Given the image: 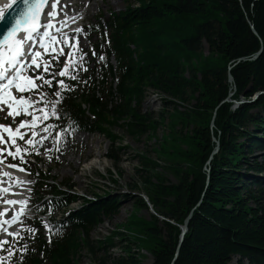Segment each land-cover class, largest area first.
I'll return each mask as SVG.
<instances>
[{
  "label": "trees",
  "instance_id": "1",
  "mask_svg": "<svg viewBox=\"0 0 264 264\" xmlns=\"http://www.w3.org/2000/svg\"><path fill=\"white\" fill-rule=\"evenodd\" d=\"M134 1L137 8L129 6L120 15H111L120 102L104 101L91 84L82 101L71 91L64 93L61 110L90 120L85 105L96 118L95 128L114 145L118 141L112 130L120 122L130 137L139 140L150 131L155 136L169 118L168 133L158 139L159 161L141 156L140 181L132 190L142 189L155 212L170 222L133 214L124 231L92 241L94 228L117 216L121 208L119 196L95 195L63 223L55 222L53 243L38 240L42 257L27 250L23 264H77L83 248L94 255L109 254L116 238L126 243L121 247L125 256L114 258L112 264H143L132 254V245L149 252L152 264H233L235 258L237 264H264V0ZM204 44L208 55L203 53ZM261 49V56L252 60ZM107 78L102 91L108 90ZM149 88L194 103L193 109L167 111L155 119L142 112ZM242 100L249 103L235 107L231 102ZM173 104L165 101L166 106ZM214 139L220 144L217 154ZM121 151L118 147L110 153L115 164ZM167 174L177 183L169 182ZM41 189L61 194L48 180L42 181ZM67 198V205L76 200ZM134 205L136 213L148 209L142 197ZM190 215L181 243V226ZM110 259L106 256L101 264Z\"/></svg>",
  "mask_w": 264,
  "mask_h": 264
},
{
  "label": "snow or ice",
  "instance_id": "2",
  "mask_svg": "<svg viewBox=\"0 0 264 264\" xmlns=\"http://www.w3.org/2000/svg\"><path fill=\"white\" fill-rule=\"evenodd\" d=\"M58 2L59 0H16L14 4L10 3L0 7V22H2V27H0V111H5L6 108V116H11L13 122H15L16 116L32 117V120L22 119L15 129L11 125L0 124V145H5V147H0V163L7 159L3 155L5 152L13 159L19 158L21 163H26L24 159L26 154L32 152L39 154L34 140L37 136V123L50 117L60 119L57 105L63 100L62 93L74 90L75 85L69 86L65 79L57 80L58 90L53 93L56 97L55 100L48 99L47 94L39 90L44 86L51 88L57 75L65 77L67 80H75L78 71H87L82 63L87 53L78 46L79 34L83 32V29H75L76 35L71 37L74 42H69V37L67 33L62 32V28L67 27L68 19L75 18H69L65 12L64 19L57 21L55 18L58 15L56 11ZM45 7H50L47 13L43 12ZM41 16H44L43 22ZM57 24L60 26L57 27ZM53 30L60 33L63 40L54 35ZM84 35L87 36V33ZM58 45L60 46L58 47ZM64 47L71 50L65 54ZM38 49H43L44 53L49 54V59L44 60L41 51ZM95 54L93 51V55ZM61 56L65 58L63 65L59 73H55V65L52 62L59 63ZM100 59L103 60L104 57L100 56ZM41 68L42 72L37 75L36 73ZM29 72H32L33 75H28ZM37 80L40 81L39 84L36 83ZM13 89L19 95L14 94ZM34 90H37L35 92L38 97L37 100L31 98ZM25 92L28 93V96L23 95ZM49 127L54 126L47 125L44 131H47ZM21 129L24 131L21 132ZM29 132H31V137L25 140V136ZM5 133L8 137L7 140L4 138ZM61 135L62 132L57 133L56 138L58 139ZM44 139L47 137H40L41 141ZM17 140L24 141V144L30 147H22L17 143ZM7 166L19 171H26L20 165L8 164ZM0 175L8 176L11 180L9 173L0 170ZM16 182L21 183L18 180ZM27 183H32V181ZM8 191L9 189L0 188V194ZM3 203L22 206L18 212L14 211L8 219H0V232L6 233L13 240L18 241L23 238L21 232H10L8 228L15 223L22 224L19 216L26 211L24 206H26L27 201L4 199ZM5 212H0V217L4 216ZM46 227L50 232L52 231L51 226L46 225ZM27 231L34 234L36 229L27 228ZM4 245H8V247L5 248ZM0 251H6L9 256H12L15 255L16 249L12 242L7 239H0ZM20 251L26 252L27 245H24ZM20 259L23 260V255L20 256ZM0 264H3L2 258H0Z\"/></svg>",
  "mask_w": 264,
  "mask_h": 264
},
{
  "label": "rangeland",
  "instance_id": "3",
  "mask_svg": "<svg viewBox=\"0 0 264 264\" xmlns=\"http://www.w3.org/2000/svg\"><path fill=\"white\" fill-rule=\"evenodd\" d=\"M130 3L132 5H136L133 0H82V9L76 13L80 16L86 15V21L89 22L90 25H93L97 21L96 17L99 14V11H103L105 20L108 21L110 16L109 13L111 11L116 13L124 12ZM77 8L80 9V6L78 5ZM101 33L103 34L105 40L110 38V31L105 23L101 27ZM99 41V37L93 35L91 36V40H88V42L85 43V49L89 52L88 69L94 68L93 65L95 57L93 55V51H95V47L99 45ZM102 48L103 50L106 49L104 45ZM203 53L204 55H208V46L206 44L203 45ZM103 62V60H98L96 63L101 66ZM111 63L113 66H116L114 59H111ZM185 77L189 78L188 75H185ZM82 79H84V77L81 76L77 80L75 79V81H80ZM50 89V87H46L47 91H51ZM47 97L50 100L54 99L53 94H47ZM167 100L170 101V99H167L166 96L160 93L156 95L155 90L153 88H149L146 93V99L142 105V112L150 113L155 119H158L162 113H167V111H169L168 114L172 113L176 108H178L179 112H186L182 110L187 106L186 104H184V107L183 105H180V108H175L174 106H166L165 101ZM50 118L58 126L63 125L62 120L56 119L55 117ZM168 125L169 118L167 117L165 124L159 126L155 136H152L151 134L153 131H150L149 135L140 138L139 140L130 137L122 128L115 127L114 131L121 138V141L118 142V147L122 149L119 155L120 161L115 164V162L111 159H106V156L112 147V144L106 137L97 132H82V123H70L66 125L67 130L64 131V137L61 139L63 142V148L66 149V155H64L63 152L65 150L63 149L62 151V148L60 147H56L57 154L54 151V154L58 157V159L57 157L56 159L59 163L54 165V163L47 158V148H45L44 155L41 156L43 157L42 161H37L36 164L29 163L28 166L35 173H40L41 171L47 173L51 170L50 176L56 178L58 184H61L66 180H70L75 185L73 194H76L79 199H81L83 195L88 198H92V196L95 195L102 196L104 194L119 196L121 198V208L119 214L106 221L103 225L97 227L91 234L92 241H105L107 237H112L114 233L124 231L123 225L128 222L131 215L138 214V216L147 220H149L153 215L148 209H142L136 213L134 204L137 201V198L142 197L145 199L148 197L142 189L135 191V189L132 190V188L135 183L140 181L137 171L141 169V156L147 155L149 158L159 161L156 150L160 148L159 140H161L169 131L167 128ZM180 128L181 126L179 125L176 131H180ZM52 129V127L48 128V130ZM68 138L73 139L68 141ZM76 138H80V140H85V138L88 139L87 144L93 149L90 155H87L88 150L85 147L82 148V144L75 145L77 140ZM261 157V155H257L255 158L261 159ZM86 159L89 160L86 162ZM65 161H71L70 166H64ZM78 161L79 165L76 167ZM161 165L164 166L162 163ZM111 173H114V177L111 176ZM166 176L169 182L173 184L177 183V180L173 175L167 174ZM28 186H33V183H29ZM34 193L35 196L32 195V200H35L33 210H37L39 213L50 211L49 201L46 200V204L43 202L38 203L36 190H34ZM81 204L82 201H78L76 204L71 205L70 209L76 210ZM61 213H63V211H58V214ZM33 217V214L30 213V221L28 225L30 228H35L37 231L36 225L38 220L34 222ZM47 221L48 218H44L42 220L44 225H46ZM44 232L47 234L46 229ZM27 233L29 234V232ZM38 233L40 234V231H38ZM114 243L116 248L110 250L109 254L103 251H97L94 255L83 248L76 257L78 262L77 264H101L102 259L106 256L111 257L110 261H107L106 264H112L114 258L123 256L121 247L126 246V243H120V238H116ZM15 244L16 243L14 242L13 245ZM134 247L137 246L132 245L131 249ZM133 251L137 250L133 249ZM139 257L142 259L143 264L153 263L152 256L147 252H139ZM1 258L3 260V264H11V256L6 255ZM237 262L238 258H235L232 263L237 264Z\"/></svg>",
  "mask_w": 264,
  "mask_h": 264
},
{
  "label": "water",
  "instance_id": "4",
  "mask_svg": "<svg viewBox=\"0 0 264 264\" xmlns=\"http://www.w3.org/2000/svg\"><path fill=\"white\" fill-rule=\"evenodd\" d=\"M0 27H2V22L0 23ZM252 29H253L254 33L257 35V32L254 30L253 26H252ZM262 53H263V49H261V50H260V51H259L254 57H253L252 60H257V59L261 56ZM246 60H247V59L244 58V59H241L240 61H246ZM229 82H230V83H233V82H234L232 75H229ZM261 94H262V93L256 95V96L254 97V100H253V101H255L256 99H258V97H259ZM214 141H216V140L214 139ZM217 144H218V146H217V149H216V151H215V154L218 153V151L220 150L219 142H217ZM153 214L156 215L155 212H153ZM156 216H157V215H156ZM191 218H192V215H190V217L185 221V224H184V226L182 227L181 243L184 241L185 235L187 234V232H188V230H189V223H190ZM160 219H162V218H160Z\"/></svg>",
  "mask_w": 264,
  "mask_h": 264
},
{
  "label": "bare ground",
  "instance_id": "5",
  "mask_svg": "<svg viewBox=\"0 0 264 264\" xmlns=\"http://www.w3.org/2000/svg\"><path fill=\"white\" fill-rule=\"evenodd\" d=\"M10 1H11V0H0V7H3V6H5V5H8ZM47 12H48V11H47ZM47 12H46V13H47ZM42 137H43V136H42ZM38 138H39V137H38ZM76 139H77V138H76ZM81 139H82V138H81ZM74 140H75V139H74ZM87 141H88L87 138H85V140H80V138H78V139L76 140L75 145L82 144V148L85 147V148L88 150V151H87V155H90V154L92 153L93 149L90 148V147L88 146ZM73 149H74V148H73ZM70 164H71V161H65V165H64V166H70ZM78 165H79V161H78L76 167H78Z\"/></svg>",
  "mask_w": 264,
  "mask_h": 264
}]
</instances>
